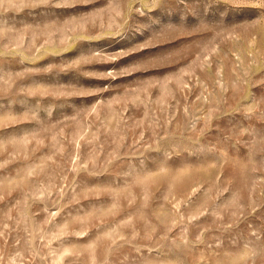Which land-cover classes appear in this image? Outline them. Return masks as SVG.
Wrapping results in <instances>:
<instances>
[{"label": "rangeland", "instance_id": "374dc122", "mask_svg": "<svg viewBox=\"0 0 264 264\" xmlns=\"http://www.w3.org/2000/svg\"><path fill=\"white\" fill-rule=\"evenodd\" d=\"M0 264H264V0H0Z\"/></svg>", "mask_w": 264, "mask_h": 264}]
</instances>
